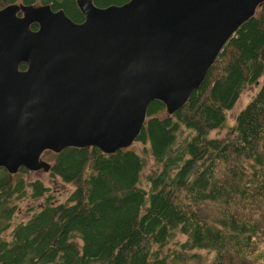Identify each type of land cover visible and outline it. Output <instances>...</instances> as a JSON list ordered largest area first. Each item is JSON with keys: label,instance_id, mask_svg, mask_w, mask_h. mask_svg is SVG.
I'll list each match as a JSON object with an SVG mask.
<instances>
[{"label": "trees", "instance_id": "1", "mask_svg": "<svg viewBox=\"0 0 264 264\" xmlns=\"http://www.w3.org/2000/svg\"><path fill=\"white\" fill-rule=\"evenodd\" d=\"M17 2L85 19L77 0H0V8ZM262 78L264 4L182 109L170 115L160 101L149 105L131 147L44 152L52 178L74 186L65 200L24 167L0 168V264H264V80L235 123L211 136ZM27 197L44 201L14 222Z\"/></svg>", "mask_w": 264, "mask_h": 264}, {"label": "water", "instance_id": "2", "mask_svg": "<svg viewBox=\"0 0 264 264\" xmlns=\"http://www.w3.org/2000/svg\"><path fill=\"white\" fill-rule=\"evenodd\" d=\"M262 4L77 0L82 22L50 4L0 8V168L49 172L46 151L131 147L149 105L182 109Z\"/></svg>", "mask_w": 264, "mask_h": 264}, {"label": "rangeland", "instance_id": "3", "mask_svg": "<svg viewBox=\"0 0 264 264\" xmlns=\"http://www.w3.org/2000/svg\"><path fill=\"white\" fill-rule=\"evenodd\" d=\"M263 80L264 78H262L259 81V83L248 85L244 88L235 106L227 113V121L225 125L226 128L213 130L211 132V136L222 135L230 125H233L235 123L238 113L240 112L241 109L245 107V105L249 103V101L254 96V94L259 90L260 84L263 82ZM163 113L164 112H162V114ZM135 145L138 149H142L141 143L137 142ZM153 162H154L153 159H149V164H151L152 166L156 165ZM146 173H147V169L145 170L144 175H146ZM30 177L31 178L40 177L41 179H43V181L46 184H48L54 191H56V193L58 194V198L60 200H65L69 195V193L74 189L73 185L63 182L60 178L53 179L49 172H44V171L32 172L30 174ZM43 201H44V197L37 199H32L30 197H27L26 200H23L20 203L19 213L17 214L14 222L15 221L19 222L26 219L27 217H30L38 209L40 204L43 203ZM33 206H35V208H33Z\"/></svg>", "mask_w": 264, "mask_h": 264}, {"label": "flooded vegetation", "instance_id": "4", "mask_svg": "<svg viewBox=\"0 0 264 264\" xmlns=\"http://www.w3.org/2000/svg\"><path fill=\"white\" fill-rule=\"evenodd\" d=\"M17 3H21V2H17Z\"/></svg>", "mask_w": 264, "mask_h": 264}]
</instances>
